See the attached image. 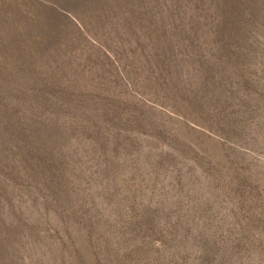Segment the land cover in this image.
<instances>
[{"label":"rangeland","instance_id":"374dc122","mask_svg":"<svg viewBox=\"0 0 264 264\" xmlns=\"http://www.w3.org/2000/svg\"><path fill=\"white\" fill-rule=\"evenodd\" d=\"M0 264H264V0H0Z\"/></svg>","mask_w":264,"mask_h":264}]
</instances>
